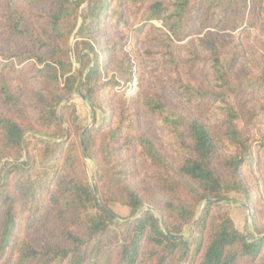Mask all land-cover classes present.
<instances>
[{"label":"trees","instance_id":"16d2710c","mask_svg":"<svg viewBox=\"0 0 264 264\" xmlns=\"http://www.w3.org/2000/svg\"><path fill=\"white\" fill-rule=\"evenodd\" d=\"M0 57V264H264V0H0ZM144 64L138 110L119 106L84 137L103 205L138 214L120 223L63 103L82 87L106 112L100 97H123ZM231 192L256 209L252 237Z\"/></svg>","mask_w":264,"mask_h":264},{"label":"rangeland","instance_id":"374dc122","mask_svg":"<svg viewBox=\"0 0 264 264\" xmlns=\"http://www.w3.org/2000/svg\"><path fill=\"white\" fill-rule=\"evenodd\" d=\"M154 23L158 26H161V24L157 21H154ZM76 32L77 30L72 34L70 38V49H71V59L73 61L74 69L78 70L81 69V62L77 59L76 53H75V42H76ZM202 35L194 34L192 37L199 39ZM139 35H136L132 32L130 34L127 46L125 47L126 52L129 55L133 56L134 61L136 62L134 58V50H137L139 47ZM185 43V42H183ZM179 43V45L183 44ZM2 57H0V60ZM107 61V60H106ZM136 68H134V74H133V81L128 83V85L123 86V84L119 87H116L118 91H124L125 94L123 97H114L110 94L107 95V98L105 96H101L100 101L103 103L104 107L106 108V112L102 111L100 109H95L92 107L91 102L87 98V101H84L79 96V91L81 90L82 93L85 95L83 88L81 87L79 91L72 94L69 98H67L63 104L66 103H73L76 106L77 114H78V123L83 128V132L86 128H90L92 126L101 125L104 123H107L113 118V115L120 106H126L129 107L131 105L134 106V110H138V106L136 101L134 102V99L137 98V93L143 88L150 87L149 86V79L146 78V74L142 73V71L146 68V65H142L141 67H138L135 65ZM103 71L105 72L106 69L103 68ZM171 78H169L168 81H170ZM165 81V80H164ZM167 84H164L166 86ZM170 89V85H168V88L166 90ZM86 96V95H85ZM87 97V96H86ZM106 98V99H105ZM119 107V108H120ZM121 107V109H122ZM66 128H68V124L65 125ZM140 130H142L147 136H149L152 140L156 142L158 147L165 152L168 153L169 149L168 147L162 142V139L160 135L157 133L156 126L153 122H151L149 119H147L146 116L141 115V126ZM88 131V130H87ZM86 131V132H87ZM81 136L76 137L75 141L79 143L81 142ZM69 136H67L68 138ZM66 138V139H67ZM82 147V146H81ZM81 150V148H80ZM84 165L86 168V174L87 179L91 185H96L98 181V171L96 166V160L91 158H86L84 156ZM99 195V194H98ZM230 199V217L235 223L236 227L243 232L246 236L252 237L256 234L255 228H254V222H255V216H256V209L254 207H251L247 201L245 196L242 193L239 192H231L228 194ZM100 197V196H99ZM246 205H249L251 208V211L253 213V216L250 217V211L246 207ZM110 209L118 216L120 223H123V221L131 218H135L138 216H132L131 215V209L120 202H112L110 205ZM204 205H202L200 213L203 209ZM148 208V206H144V209ZM195 225V222L192 224ZM193 228L191 226H186L183 233L185 236L189 237L193 233Z\"/></svg>","mask_w":264,"mask_h":264},{"label":"water","instance_id":"95a60500","mask_svg":"<svg viewBox=\"0 0 264 264\" xmlns=\"http://www.w3.org/2000/svg\"><path fill=\"white\" fill-rule=\"evenodd\" d=\"M79 96L84 100V101H87V97L82 93V91L80 90L79 91ZM71 98V97H70ZM88 130V128H86L85 129V131L82 133V136H81V143H82V148H83V152H84V156L86 157V158H88V155H87V153H86V148H85V146H84V137H85V134H86V131ZM93 188H94V192H95V195H96V197H97V199H98V201H99V203H100V205L103 207V209L105 210V212L108 214V215H110V217L112 218V219H114L115 221H119V218L116 216V215H114L107 207H105L104 205H103V203H102V201H101V199H100V197H99V195H98V191H97V187H96V185H94L93 186ZM221 200H219V199H211V198H208L207 200H206V202L207 203H211V202H220ZM246 207L248 208V210L250 211V217H252L253 216V213H252V211H251V208H250V206L249 205H246ZM149 209H152L151 207H148ZM137 217H135V218H131V219H127V220H125V221H123V223H125V222H129V221H132V220H135ZM176 236H178V237H183V236H185L184 234H180V235H176Z\"/></svg>","mask_w":264,"mask_h":264}]
</instances>
